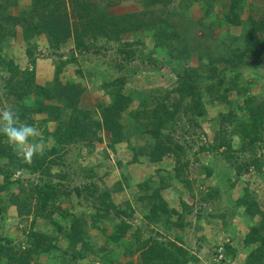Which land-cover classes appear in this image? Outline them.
Listing matches in <instances>:
<instances>
[{
    "label": "rangeland",
    "instance_id": "obj_1",
    "mask_svg": "<svg viewBox=\"0 0 264 264\" xmlns=\"http://www.w3.org/2000/svg\"><path fill=\"white\" fill-rule=\"evenodd\" d=\"M230 1L54 0L45 5L40 0H0V112L13 110L21 123L35 126L37 132L29 144L34 154L28 167L18 166L23 156L0 135L13 154L11 160L0 158V229L10 239L7 245L14 247L11 254L30 246L29 232L35 230L48 236L45 247L49 249L31 254L29 264H103L93 253L88 259L73 260L79 246L71 248L65 231H72L76 219L82 225L84 219L92 223L98 206L106 211L110 199L104 202L102 193L110 190L114 205L129 209L131 216L111 210L103 219L107 233L126 219L143 240L175 241L188 249L184 264L248 263L251 251L264 243V137L254 143L239 132L241 121L248 119L247 100L264 104V56L246 54L247 62L234 68L238 57L233 50L246 46L244 35L264 14V0H247L241 9L244 23L237 26L225 19ZM85 5L87 11L82 10ZM104 17H111L116 26L95 28ZM48 25L61 26L67 34L49 33L44 30ZM171 27L179 33L173 40ZM260 32L263 35L264 30ZM170 43L178 53L184 48L192 51L190 56L170 58ZM7 59H13L19 70L13 66L9 70ZM62 61H67L62 78L74 79L84 90L77 106L63 108L58 104L62 101L56 100L59 108L52 116L48 109L36 110L35 101H41L43 94L29 89L25 81L34 72L30 77L35 85H51ZM187 66L195 67L199 77L182 95L175 69ZM214 71L217 75L211 79ZM120 79L123 92L135 97L123 112L128 136L113 143L111 132L102 129L101 140L65 141L64 128L78 114L76 109L96 112L99 104L110 101L111 81ZM233 81L235 88L230 87ZM164 101L171 110L175 103L179 105L163 135L184 147L182 159L189 164L180 177H176L174 156L152 162L148 149L134 150L154 142L151 126L141 124L149 119L133 111L146 104L152 113ZM58 127L62 130L53 137ZM42 156L43 169L32 170ZM255 159L263 162L260 170ZM245 162L249 169L246 166L238 175L236 166ZM46 184L55 189L47 207L52 214L38 216L37 187ZM156 191L178 210L170 221L148 219L147 201L141 196ZM23 201L30 211L20 215L17 202ZM252 206L254 216L248 210ZM251 230L260 233L263 241L247 245L245 237ZM88 234L98 243L95 249L112 246L100 229L91 228ZM120 254L124 264H143L140 253L128 256L120 250ZM2 261L6 262L5 256L0 257ZM258 264H264V258Z\"/></svg>",
    "mask_w": 264,
    "mask_h": 264
},
{
    "label": "trees",
    "instance_id": "obj_2",
    "mask_svg": "<svg viewBox=\"0 0 264 264\" xmlns=\"http://www.w3.org/2000/svg\"><path fill=\"white\" fill-rule=\"evenodd\" d=\"M40 1L44 2V4L46 5L48 3L50 4V2H53L54 0ZM246 1L247 0L230 1V8L225 15V19L228 24L237 26L244 23L241 9L245 8ZM211 5L212 3L210 2L208 12L211 11ZM83 9L87 11V6H83L82 10ZM104 18H106V20L100 22L96 21L95 28L97 27L101 30L112 23L111 17ZM111 25L113 27L114 25L116 26V24ZM53 26L54 28L48 25L44 28V30L48 31L49 33H55V35L59 33L60 35L58 37L67 34L66 32H64V28H62L61 26L58 28H55V25ZM261 30H264V14L262 15L261 19L255 21V23H253V27L245 33L244 39L246 46L244 48L237 46L233 50L238 57V61L235 62L234 68L236 66L239 67V63L247 62L244 60V56L246 54L261 53L264 56V32L262 35V33L260 32ZM168 32L169 37L172 40L179 37V33L175 31L173 27H171ZM77 36L83 41V37H80V35L78 34ZM78 38L77 42L79 41ZM164 44H162L161 46H164ZM78 46H82V44L79 43ZM176 47L177 46L175 44L170 43L168 48L169 57L173 58L175 61L184 59V57H189L192 52L184 48L183 50H180V53H178L179 51H177L178 48ZM31 54L32 49L30 50L29 55ZM65 62L67 61H62L61 64L58 65L56 75L51 85H35L32 81V78L30 77V75H34V72H29V77L26 78L25 83L29 85V89L33 90L34 88V92H37L40 95L43 94L42 96L44 97L41 101H35L38 104L37 106H39V108H36V110L43 112L44 110L48 109L50 114L53 116L56 114V111L59 108L56 100L62 101L58 104H60L63 108L77 106L76 104L78 102V99L83 94L84 89L80 87V85L74 79L64 80L62 78L61 74ZM5 63L8 64L9 70L10 67L15 64L13 59H7ZM176 63L179 64V61H177ZM13 67L15 70L18 69V66ZM178 68L175 69L180 79L178 89L183 95V92H185L186 89H191V86L195 81L194 78L199 77V74L197 73V69L193 66L182 67L181 70H178ZM216 75L217 74L214 71L209 77L212 79ZM122 82L123 79H120L117 82L111 81V84H114V87L109 89V92L107 91V93L110 95V101L107 104H99L96 112L92 110H81L80 112L78 108L76 109L78 111V114L73 117V119L68 122L67 127L64 128L65 132L63 133L66 135L65 141H79L83 140L84 137H87L89 141H92L95 138L101 140L102 138L98 136L99 131H101L102 129L111 132L113 143L121 142L128 136L129 128L126 126L127 124H125L126 121H124L123 112L131 106L135 97L123 92ZM230 87L235 88L236 83L233 81V84H231ZM18 94L20 97H24V94L22 92H19ZM253 101V99L247 100L246 108L248 110V119L244 118V121H241V130L239 133L241 134L243 139L246 140L248 138L251 140V142L256 143L264 137V104L253 103ZM52 102H54V104H52ZM175 104L176 108L173 110L169 109L164 101L163 103L157 105V107L152 110V113H150L146 104H143L140 109L133 111V114H135L136 116L143 115V118L149 119L147 123L141 122V124L151 126L149 127V133L151 134L152 138H149L154 142L150 145H148L149 142L145 146L140 145L134 150L135 152H140L144 149H148L146 153L152 162H159L163 160V158L167 155L174 156L177 163L175 170L176 177H180L184 170L188 168L189 164L188 161H183L182 159L184 147L179 142L175 141L172 136L164 138L163 135L164 129L167 128L168 123L173 119L176 110L179 107L178 103ZM199 113L201 114L202 111H199ZM93 114H96V116H93ZM61 130V127H58V129L53 133V137H57V133ZM51 150L54 151L56 149L53 148ZM12 156L13 154H10L3 145L1 136L0 158L8 157L11 160ZM39 161L40 162L36 163L32 170L37 171L43 169V167L45 166V157L42 156L41 160ZM253 162L255 163L257 169L260 170L263 164L261 159H255ZM18 166L28 167L30 165L24 160L21 161ZM246 166L249 169L250 165L246 162L243 165L236 166L237 174L241 175L244 172V168ZM146 186H148V182H146ZM2 188L3 186L0 185V193L2 191ZM37 190L38 195L41 198V203L37 206V212L35 213L38 216H50L52 212L47 211V207L49 200L54 195L55 189L51 184H46L44 185V187H37ZM75 192L76 194H80V187H76ZM102 197L105 199L104 202L110 199V201L107 202L109 208L105 206L106 211L102 212V208L98 206L96 209L97 212L95 214L92 213V223H90V220L84 219L85 223L82 225V223H80L81 220L79 221V219H76V221L72 222L71 224L73 227L72 231H65L66 236L69 237L70 242H72L71 248L73 249V247L79 246L76 247L77 250L74 251L72 255L73 260L88 259L90 253H93L96 258L100 259L103 262V264H124V262L122 263L121 261L120 254V250H123L124 254L128 256H133L136 253H140L143 264H184L186 262L188 249L181 245H177L175 241H171L170 244H168L164 243L163 241H159L158 239H155L153 243L149 242V239L143 240L140 231L136 230L135 232L133 224L129 221H126V219L117 221L114 224L113 231L111 233H107V227L103 225V219L108 218L109 212L111 210L114 213L115 209L117 215H121L122 213L128 215L129 217L131 215L129 209H120L114 205L112 192L110 190H105L102 193ZM141 198L147 201V208L149 210V214L147 216L150 221L167 222L171 220V217L173 214H175V212H178V210L169 207L168 202L160 191H156L152 195L147 197L141 196ZM17 206L18 213L20 215L27 214L30 211V209L27 208L28 204L24 201L22 203L17 202ZM248 210L253 212V216L256 214L253 206L252 209ZM91 228L100 229L106 236V238L110 240L112 246L105 247L106 245H101L99 246V249H95L96 246H98V243L95 240L93 241L92 236L88 234V231ZM85 229H87L86 233ZM132 230L133 233L129 234ZM28 238L29 242H31L30 246L20 249L19 254H17L16 252L11 254L14 247H12L11 245H7L8 243H6V241L10 239L8 237H3L0 229V257L5 256L6 260V262L2 261L1 264H29V257L31 254H34L35 252H47V250L49 249V247H45V243H48L45 240L48 239L47 235H44L39 231L31 230L29 232ZM258 240L263 241L261 234L256 232L255 230H251L245 237V243L247 245H252V243L254 244ZM39 245H42V247H38ZM226 247L229 251L233 250L230 245H226ZM232 255L234 256V254ZM263 258L264 243L251 251L248 263L246 264L261 263ZM87 264H91V261H87Z\"/></svg>",
    "mask_w": 264,
    "mask_h": 264
},
{
    "label": "clouds",
    "instance_id": "obj_3",
    "mask_svg": "<svg viewBox=\"0 0 264 264\" xmlns=\"http://www.w3.org/2000/svg\"><path fill=\"white\" fill-rule=\"evenodd\" d=\"M0 135L7 139L13 150L21 154L26 162L31 161L34 151L29 144L37 135L35 126L21 123L13 110L5 109L0 112Z\"/></svg>",
    "mask_w": 264,
    "mask_h": 264
}]
</instances>
